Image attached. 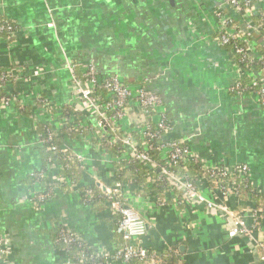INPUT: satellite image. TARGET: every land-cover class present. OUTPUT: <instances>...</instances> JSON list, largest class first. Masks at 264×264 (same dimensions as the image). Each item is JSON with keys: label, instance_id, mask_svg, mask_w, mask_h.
I'll list each match as a JSON object with an SVG mask.
<instances>
[{"label": "crops", "instance_id": "0c3cea01", "mask_svg": "<svg viewBox=\"0 0 264 264\" xmlns=\"http://www.w3.org/2000/svg\"><path fill=\"white\" fill-rule=\"evenodd\" d=\"M254 1L264 9V0ZM223 6L222 0H0V19L17 25L12 36H0V70L13 76L5 91L30 109L22 114L16 102L0 105V236L9 241V260L69 264L68 254L54 241L59 226L100 256L119 241L108 207L95 210L81 201L82 188L97 183L109 188L115 180L114 157L90 134L61 136L71 155L86 157L80 183L59 185V165L50 164L53 196L45 204L33 201L39 186L31 173L44 166L38 124L55 126L60 135L62 130L56 114L39 99L58 109L70 105L84 112L87 123L95 122V106L76 93L68 63L94 61L101 74L118 73L129 84L143 83L163 98L174 127L170 137L184 140L205 158L246 162L254 177L264 181V107L253 96L228 91L238 78V66L231 51L215 40L217 8L241 29L245 21ZM251 34L260 56L256 45L263 44L264 36L256 30ZM143 122L140 108H131L127 123L134 128ZM207 185L199 182L206 195ZM138 186L122 193L125 204L147 222L149 250L174 248L185 264H260L264 221L257 243L230 237L228 214L198 200L178 204L168 192L163 201L149 184ZM5 262L0 254V264Z\"/></svg>", "mask_w": 264, "mask_h": 264}, {"label": "built area", "instance_id": "2783aa9c", "mask_svg": "<svg viewBox=\"0 0 264 264\" xmlns=\"http://www.w3.org/2000/svg\"><path fill=\"white\" fill-rule=\"evenodd\" d=\"M222 4L227 6L223 7L240 14L245 21L244 29L238 27L237 24L228 27L229 23L234 22L233 18L225 15V12L220 9L215 13L216 42L220 45H231L233 41L241 43V45L233 44L232 50L240 56L238 62L243 63L244 68L242 69L234 60L238 66V78L228 87V91L240 97L253 96L264 107V54L260 53V56H257L250 40L252 31L256 30L261 33L264 30V9L257 8L254 0H222ZM254 17L258 18L256 24L252 22ZM16 31L17 27L9 20L0 23V36L7 34L10 37ZM76 67L80 68L84 80L76 75ZM66 68L72 74L76 93L83 100L94 105L96 113L93 115L95 122L87 123V117L83 111L68 105L75 110L74 113H69L65 107L58 109L57 106L49 104L48 99L41 100L40 98L39 102L47 108V111L56 114L61 129L67 128L69 133L85 129L86 135L90 134L96 139L101 148V139L104 136L111 146L121 145L125 149H123L125 154L112 158V160L115 159V164L130 157L144 162L149 169L151 151H158L164 162L160 166L161 175L171 181L167 192L173 196V200L178 204H183L184 200L188 199L198 200L206 204L209 210L228 214L232 220L229 236H242L257 243V229L264 221V181L254 177L248 163H230L225 158L219 160L205 158L195 153L184 140L170 137L174 127L163 109V98L143 83L129 84L118 73L101 74L94 61L82 65L68 63ZM35 75L38 76L39 73L35 72ZM244 76L249 80L247 84L243 83ZM12 79L13 76L5 71L0 77V89L5 92V95L0 98V105L11 107L15 102L19 103L18 109L24 114L25 104L18 102L15 94L5 91ZM24 79L27 81L28 76H24ZM135 106L139 107L143 113L144 122L133 128L127 122L130 118V109ZM46 126L49 127L48 135L44 139L39 136L41 145L48 144L51 152L62 154L65 162V165H59L57 183L61 186L74 185L75 183L68 176L61 175V170L71 167L76 161L77 168L84 172L87 169L86 157L80 154L71 155L65 137L60 139L62 145H57L55 143V138L59 135L57 128L52 125ZM109 128L111 134L107 132ZM133 133L141 138L142 147L139 146L138 139L133 136ZM189 163L198 165L203 175L194 180L190 179L187 172ZM177 166H181L186 171L182 176L175 172ZM117 167L115 165L113 168L115 180L112 187L106 188L100 183V185L96 184L104 191L102 197L107 199L104 204L111 212L110 216L113 219L118 217L115 223V235L120 238L117 246L102 256L95 251L89 255L86 253L87 244L67 227L61 226L55 243L62 244L64 251L68 254L67 263L185 264L180 252L174 248L161 252L147 248L145 245V238L148 234L147 222L134 208L125 204L122 190L132 184L118 180L119 169ZM52 172L48 168H38L31 173L33 183L39 186V190L33 195V201L45 204L53 196L54 186L48 184ZM160 179L161 176L157 179L150 174L147 184L153 188V185ZM201 180L208 184L207 195L199 187ZM247 187L250 188L242 190ZM137 188L142 189L143 186ZM176 190H181L184 197L180 196ZM86 194L92 197L94 191L87 187ZM255 195L259 196L258 200L255 199ZM231 199L236 200L234 206L230 202ZM81 201L89 205L87 201H83L82 196ZM259 244L264 245L262 242ZM74 248L78 249V253L72 258L69 252ZM0 254L6 256V264H16L9 260L11 248L8 239L4 236H0ZM260 264H264V255L260 258Z\"/></svg>", "mask_w": 264, "mask_h": 264}, {"label": "trees", "instance_id": "16d2710c", "mask_svg": "<svg viewBox=\"0 0 264 264\" xmlns=\"http://www.w3.org/2000/svg\"><path fill=\"white\" fill-rule=\"evenodd\" d=\"M217 9H216V11H217ZM5 21H7V20L6 19H0V23H3ZM253 21H254V23H258V18L254 17ZM12 24H14L17 27V25L15 23L12 22ZM234 24H236V22H231V23H229L228 27H232ZM261 34L264 35V30L261 32ZM3 36H8V35L3 34ZM216 36L217 35H215V37ZM262 43L263 44H260V43L257 44L256 48L260 53L264 54V41H262ZM233 44L241 45L240 42L233 41V42H231V45L228 44V45H221V46H223L224 48L231 51V54L233 55L234 60H236L237 64L243 69L244 64L241 63L240 61L238 62V59L240 58V56H238L232 50ZM243 45L246 47L245 44H243ZM3 72L4 71L0 70V77H1ZM75 73L78 76V78H81L84 80V77L82 75L80 68L76 67ZM248 82H249V80L244 76L243 77V83L247 84ZM4 95H5V92L2 89H0V98L3 97ZM17 104H18V107H20V104L19 103H17ZM63 107H65L66 111L69 113L72 111L75 112V110H73V108H70L68 105H65ZM28 109H29L28 107L27 108L25 107V110L23 113L27 114ZM29 111H30V109H29ZM78 123H80V121ZM48 128L49 127L45 126V124H42V123L38 124L37 132H38L41 139H44L47 137ZM107 132H108V134H111V129L109 128ZM79 133L86 134V131H85V129H81V130H76L75 132H72V134H74V135H77ZM68 134H69V131L67 130V128H63L61 130V135L59 134L58 136H56L55 143L57 145L61 146L62 141H60V137L66 136ZM133 136H135L138 139L139 146L142 147L141 146V138L139 137V135L136 133H133ZM62 138H64V137H62ZM101 146H102V149L104 151H106L108 154H110L114 158L121 156V154H125V151H123L124 148L121 145L120 146H111L109 144V141L106 138V136L102 137ZM41 150H42V155H43V159H44V166L42 168L46 169V168H48V166L50 164L65 165L62 154L51 152L48 144H43L41 146ZM150 164H151V166L149 165L150 168L148 169L144 162L138 161L134 158L128 157V159L126 158L125 160L120 161V162L115 164L116 166H118L117 168L119 169L118 173H117L118 174V180L124 181V182H131L132 185H137V186L139 185V186L144 187L147 184V178L149 177L150 174L157 177V179L161 176V179L159 181H157L155 185H153V188L155 189V192L157 193L159 198L161 200H163L165 198L167 191L170 189L171 181L169 180V178L161 175L160 166H162L164 164V162L161 160L160 154L158 151H154V150L151 151V162H150ZM175 172L178 173V175L182 176L186 171L181 166H177L175 168ZM187 172H188L190 179H192V180L203 175L200 167L198 165L193 164V163L188 164V171ZM61 175L68 176L73 183L79 184L81 179H82L83 172L77 168V164L75 161V162H73L71 167H67V168L65 167L63 170H61ZM30 178H31V181H33V178L32 177H30ZM90 188L94 191V195L92 197H90L86 194L87 187H84L81 189V196H82L83 201H87V203L90 205V207L95 209V210L103 208L102 205H104V202L107 200V199H105L104 196L102 197L103 192L99 189V187L97 185H92ZM249 188L250 187H247L244 189L242 188V190L245 191V190H248ZM176 191L179 194L182 193V192H180L181 190H176ZM255 199L258 200L259 196L255 195ZM110 220L112 221L113 233L115 234V223L117 222L118 217H114V219H110ZM55 229H56V234L54 237V241L56 240V238L58 236V233H59V230L61 229V226L57 227ZM116 238L120 239L117 235H116ZM59 246L63 247L62 244ZM92 251L93 250H91V248H89L87 246L86 253L90 255V253H92ZM77 253H78V249L74 248V249L70 250L69 255L72 258H74L73 256L76 255Z\"/></svg>", "mask_w": 264, "mask_h": 264}, {"label": "water", "instance_id": "95a60500", "mask_svg": "<svg viewBox=\"0 0 264 264\" xmlns=\"http://www.w3.org/2000/svg\"><path fill=\"white\" fill-rule=\"evenodd\" d=\"M98 185H100V184L98 183Z\"/></svg>", "mask_w": 264, "mask_h": 264}]
</instances>
